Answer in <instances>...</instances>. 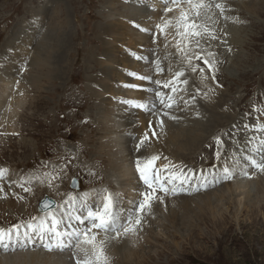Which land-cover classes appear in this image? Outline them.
Here are the masks:
<instances>
[{"label": "rangeland", "instance_id": "obj_1", "mask_svg": "<svg viewBox=\"0 0 264 264\" xmlns=\"http://www.w3.org/2000/svg\"><path fill=\"white\" fill-rule=\"evenodd\" d=\"M201 1L192 0V4ZM172 2L0 0V117L5 116L4 120L0 118V186L5 185L4 180L10 177L16 182L22 181L26 186L23 187V195H19L24 197L21 199L25 202L33 203V209L28 208V205L19 206L21 214L27 208L26 220L9 225L11 220L2 222L1 217L2 214L12 215L13 210L17 212L18 207L12 204L10 208L5 200L8 196L15 198L16 193L7 191L0 195V228L8 229L18 225L20 232H24L25 224L38 225L42 219L33 217V214L38 213V203L45 196L56 201L57 196L64 194L66 197L70 192H78L79 196L87 194L89 198L85 202L95 210L106 188L117 196V188L112 181L119 179L120 183L125 181L127 184L120 186L124 197L120 199V193L119 202L123 206L138 207L142 197L134 198L131 184L134 176L140 175L138 163H130L126 156L118 161L110 154L116 155V151L122 150V155H125L124 144L128 142L116 146V149L109 146L108 141L109 136L113 135L111 132L118 134L119 131L129 129L133 131L130 135H121L122 138L128 136V139H132L128 145L130 150H134L136 140H148V119L161 116L158 115L160 106L156 102L153 106L151 100L143 101L141 93L146 91V96L152 95L155 87L152 82L138 78L141 76H150L153 81L160 80L162 85L174 73L189 71L190 67L191 72L197 73L196 79L192 77L193 82L206 73L213 79L214 73L218 71H222L226 79L233 77L232 81L227 80V85L220 78L216 79L215 84L234 100L241 97L242 103L239 104L243 108L237 114L236 126H246L253 120L258 124L254 129L258 134L251 136V132L249 143H245L247 134L243 133L245 130L242 131L245 137L236 143L235 151L242 152L252 142L264 147V78L250 89L244 85L259 72L264 73V0H221L223 4L220 8L214 7L212 11L209 9L207 14L200 16V23L208 28L206 42L208 47L213 48V52L204 43L203 29L199 37L204 44L188 50L179 45L178 24L173 28L176 33L172 30L166 32L161 28L158 18L140 19L142 5L150 12L148 6L156 4L154 9L163 14ZM181 3L192 6L188 1L180 0L178 4ZM216 13L221 18L216 20L215 31L209 33V29H214L211 15L217 17ZM230 22L234 24L229 25ZM188 23H194V19ZM195 25L199 31L200 27ZM108 28H117L118 32H115L118 34L112 35L115 38H107ZM171 41L177 46L169 50L159 45ZM252 43L255 45L250 46ZM107 50L111 51L109 56L112 59L104 55ZM205 59L211 63V70L203 63ZM156 65H159V69ZM163 90L169 92L170 89ZM192 90L195 98L204 99L197 87L176 88L175 94L183 101ZM17 100L21 101L18 108L15 107ZM8 103L10 107L5 109L4 105ZM137 104L142 106L137 107ZM131 110L133 116L128 118L131 124L125 125L124 120L129 112L131 114ZM181 112L187 116L195 115L191 109L175 110L174 118L169 120L181 122ZM248 118L251 119L249 122ZM262 129L263 133H260ZM257 146L256 150H259ZM179 148V151H184L182 143ZM112 149L115 151L111 152ZM255 151L248 152L250 159ZM260 151L257 153L261 154L259 157L263 154ZM145 153V160L139 165L143 167L151 157H158L154 168L161 174L175 171L182 163L180 158L162 155L149 142L145 145ZM197 154L198 162L194 164L197 170L204 166L205 171H217L219 168L223 172L227 167L232 172L240 166L230 160L226 162L222 152L220 155H206L205 152ZM161 156L168 159V163L166 159L160 162ZM114 161L115 166H131V171H135L134 176L130 177V171L118 176L115 166V169L112 167ZM253 177L259 178L261 182L264 180V170L252 167L241 176H233L231 173L227 179L223 176L219 183L209 187L199 186L201 189H194L193 193L156 192L158 204L151 209L152 216L145 218L154 225L152 229L143 224L136 226L128 225L127 221L121 222L125 226L134 227V234L142 233L136 247H141L144 241L149 242V246L143 248L139 257L127 258L122 255L115 259L111 255L107 256L108 264H264V194L260 192L262 185H259L261 188L256 186ZM74 178L79 185L76 190L70 188L71 179ZM245 182L252 186L249 188L252 190L251 198L256 200L261 197V201L253 203L255 208H247V201L245 204L243 200L239 203L236 200L239 197L233 203L224 201L222 204L216 200L221 195L220 188H233ZM189 186L195 187V183H189ZM206 192L211 199L216 200L210 209L211 213H206L203 205L201 211L194 209V205L193 225L169 222V214L174 208L170 206L169 200L177 196L195 198ZM164 197L167 201H160ZM177 212L181 213L179 210ZM93 231L97 233L100 230ZM118 231L119 235L116 232L108 233L116 240L132 233L125 234L123 228ZM13 241L15 245L18 244L15 236Z\"/></svg>", "mask_w": 264, "mask_h": 264}, {"label": "bare ground", "instance_id": "obj_2", "mask_svg": "<svg viewBox=\"0 0 264 264\" xmlns=\"http://www.w3.org/2000/svg\"><path fill=\"white\" fill-rule=\"evenodd\" d=\"M151 1V0H150ZM173 1V0H172ZM182 1H188V0H182ZM154 2V1H152ZM151 2V3H152ZM160 3V2H159ZM180 3V0H178L177 3H173L167 8V10L163 13L160 14L161 12H159L160 10H156L154 9L155 6H157L156 4L153 5V7L150 5L148 6V9L150 8V12H148L145 8L146 6L142 5V16L140 19L146 20L147 17L151 18V20H155L158 18V20H160V26L162 29H164L166 32H170L172 31H176L175 29V24H178V41H179V45L180 47H187L188 50L194 49L195 48H199L201 46V44H204L206 42V37H207V33H206V29L208 30L207 27H204V25L202 23H200V16L203 14H207V10H213L214 7L216 8L217 4L222 5L223 2H221V0H202L199 3L203 4V7H200L199 9L194 8L191 5H183L185 4V2L182 4H178ZM158 4V3H157ZM207 6V7H205ZM169 9H171L169 11ZM197 12L199 13V15H197ZM218 14V13H216ZM184 16L187 17V20L184 19ZM212 21L211 23L213 24L214 29H209V33H211L212 31H215V27H216V20L221 18L220 14L217 15V17H215L214 15H211ZM194 19V24H197L200 27V30L198 31L197 28H193L191 31L192 32H199L201 31V29H203L204 34H205V38H204V43H201L200 41L203 40L199 37V35H192L189 31L186 30L185 28V24L189 22V20ZM199 20V21H198ZM220 22H223L222 20H220ZM111 24V23H110ZM233 22H230L229 25H233ZM118 28V27H117ZM116 28V29H117ZM116 29L110 30L108 28L109 33L107 34V38L108 36L111 38H115L114 36H112L113 34H118L115 32ZM117 31V30H116ZM118 32V31H117ZM172 32V33H174ZM176 33V32H175ZM208 33V34H209ZM119 34L121 35V33L119 32ZM218 34V33H217ZM213 35H216L215 33ZM226 36L228 34H225ZM234 38V37H233ZM232 38V40H233ZM224 39V37H223ZM230 39V38H229ZM229 39H225V40H229ZM149 40V39H148ZM147 40V42H148ZM226 42V41H225ZM233 42V41H232ZM155 43V42H154ZM158 43V42H157ZM220 43V42H219ZM218 45H222L219 44ZM156 44V43H155ZM207 46V48H209L211 50V52H213V48L208 47V43H205ZM163 49H168L172 48L173 46H177V44L175 45L172 41L170 43H165L163 45L159 44ZM158 45V46H159ZM250 46H254L255 44H249ZM154 46V45H153ZM157 46V44H156ZM157 46V47H158ZM216 47V46H215ZM219 47V46H218ZM181 49V48H180ZM217 49V48H215ZM182 50V49H181ZM109 53H111V51L107 50V52L104 53L105 56H108V59H112V56H109ZM113 54V52H112ZM114 56V54H113ZM216 57V56H215ZM157 59V58H156ZM155 59V60H156ZM157 67V65H156ZM189 71L185 70H181L177 73H174L173 76L171 77V79H165V81L162 83L161 86H159V91H161L162 93V98L164 99L165 103L161 104L159 98H156L155 93H153L152 95L146 96V91L143 93H141V97L143 98V101L148 100L152 102V105L155 104L159 105L160 107L158 108V115L161 116H153L152 118L148 119V121L146 122V124L149 122L148 125V140L145 138L143 141L139 140L135 141V148L134 150H130V145H128L129 141H132V139H128L129 137H124L122 138L121 134H131L133 131H129V129L127 130H123V131H119L118 134H116V132H111L113 133L112 136H109V140L108 141V145L111 146L112 148H116L118 149L116 146H120L123 142L128 144H124V151H125V155L123 153L117 152L116 151V155L114 153H109L114 155L115 159L118 161L123 160L122 158L124 156H126L129 160V162L131 163L132 161L136 162V163H141L142 160H145V145L147 142H149L151 144L152 147H154L157 151H159L162 155H168L170 157H176V158H180L182 159V163H180L177 168L175 169V171H167L164 174H161L160 172H158L161 175V179H164L163 175H172L178 177V179H176L175 181L169 183L168 181H165V186L169 189H175V192H171L169 191V193H182L185 192L188 194L189 193H193L194 189H201L202 186H204V180L206 178L207 180V184L205 185V187H209V186H213L217 183H219L222 180V177L225 176V174L223 172H221L220 170L216 169L217 171H205L206 168L203 166V168L201 167L200 170H197L194 167V164H197L198 160H197V153L199 152H205L206 155H209L211 153H214L215 155H220L221 152L223 154V158L227 159L226 162L228 160L232 161V163L236 164L238 163L240 166L235 167L234 170H232V175L233 176H241L243 174H245L247 171L251 170V168L253 166L250 165V158L249 153H251V150H256V146L259 144H255V143H251V145H247L243 148L242 152L239 151H235V147H236V143L239 141H242L243 137H245V135L247 134V138L245 140V143H249V139L248 137L257 135L258 133H255L254 129L256 127H258V124H255V120L252 121V123H248L246 126L245 125H241V126H236V121H237V117L239 114V112L241 111V109L243 108L239 103H242L241 101V97H239V100H234L233 98L230 97V95L224 94L222 91V87H217L216 86V79L220 78V81H222L225 85H227V80L228 81H232L233 77H229L228 79L227 76H225V74L222 71H218L217 73H214L213 79L210 78V75L208 73L201 75L200 79L197 81L195 80L194 82L191 81L192 77H194L196 79L197 77V73L196 72H191L190 67H188ZM182 72L183 75L182 76H178L177 74ZM185 72V74H184ZM264 78V73H258L256 76H254L250 81H247L244 85L246 89H250L253 87V85H255L257 82L260 84L261 81ZM184 81H187V83H184ZM165 82L169 83V87L165 88V89H170L169 92H164L163 90V84ZM154 87L155 89H157V85L155 83ZM188 86H191L192 88L195 89V87H197V89H200L202 96L204 97V99L201 98H195V95L192 92H189L187 97H185L186 100L180 101L178 95L175 94L176 88L178 89H183L186 88ZM173 89H175L173 91ZM230 91V90H229ZM10 95V94H9ZM148 95V94H147ZM12 101V100H11ZM18 102L16 103V108H18V106L21 104V101L17 100ZM249 103V102H248ZM167 104H170L171 107H166ZM15 105V104H14ZM183 105V106H182ZM182 106V107H181ZM5 109L9 108L10 105L5 104L4 105ZM14 108V106H13ZM225 108V109H224ZM185 109H191V111H193V113L195 115H190L187 116L184 114V112H181L180 114L183 115L181 118V122H176V121H170L169 118H174L173 114L175 110H182L185 111ZM11 111V109H10ZM133 110H131V114L129 112V115L126 117L125 121V125H130V120L128 118H131L133 116ZM234 111H236L237 113L235 114ZM157 115V114H155ZM2 120L5 119V116H1L0 117ZM249 119V118H248ZM169 120V121H168ZM251 119L248 120V122ZM112 122V121H111ZM111 124V123H110ZM124 125V126H125ZM238 128V130L236 129ZM244 134L242 135V131ZM153 132L155 133V135H153ZM218 135H215L216 133H218ZM252 132V134H251ZM239 133V134H238ZM260 133H263V129ZM249 134H251V136H249ZM117 135H120V137H118ZM218 136V138L215 139V137ZM183 145V150L179 151V146ZM119 144V145H118ZM262 145V144H261ZM264 146V145H263ZM259 148V150L255 151V155H251L250 157H252V159L259 161L264 160V147L262 146H257ZM177 150V151H176ZM263 150V151H260ZM115 151L114 149L111 150V152ZM263 153L262 156H258L261 154H257V153ZM117 153H119L120 155L118 156ZM109 154V156H110ZM181 154H183V156H181ZM120 158V159H119ZM163 159H166L165 157L161 156V160H159L160 162L163 161ZM207 159H205L204 161H206ZM166 163H168V159H166ZM203 161V162H204ZM157 161L155 160L154 165H156ZM201 163V162H200ZM244 165V166H241ZM115 166V161H114V165H112V167ZM241 167H243L241 169ZM116 168V174H118V176L124 175V174H128V172L130 171V177H133L135 174V171H131L132 167L131 166H127V165H123V166H115ZM113 167V169H115ZM1 174V173H0ZM132 174V175H131ZM222 174V175H221ZM149 175H152V170H149ZM135 179L133 180V182L131 184H133V191H134V198H139L142 197V193L145 192H149L151 191L150 189L147 188V186L144 184V182L140 179V175L138 176H134ZM185 177L187 179H185ZM256 179H254V183H256V186L262 185V188H264V180H262L260 182L259 178L257 179V177H255ZM264 179V178H263ZM17 180V179H16ZM118 180V178H117ZM121 179H119L118 181H112L115 185V187L117 188V196L115 197L114 192H111L108 188H103L105 189L103 192V197L100 198L97 202V204L95 206H100L102 208V205L105 201V197L108 196L109 193H111L112 197H113V201H114V205H113V210L115 211L116 215L118 216L120 223L121 222H126L127 221V215H131L133 221L137 218V216L139 215L140 219H141V224H143L144 226H149L150 229H152L154 227V225L150 222L149 220H146L145 218L147 216L151 217L152 216V212L151 209H153L157 204H158V198H157V193L161 192L159 190H157L155 197L152 201H151V207L150 208H146L142 213H137L135 215V213L132 212H136V208L137 206H123L119 201L121 199V197H124V192H123V188L121 189L120 186H126L127 184L125 183V181H122V183H120ZM5 185L0 186L1 188V192L0 191V195H3L5 192L7 191H14L16 193V195H18V197L15 195V198L8 196L5 200L7 202V205L9 204L10 208L12 204H15L18 207L17 212H15L13 209V214L10 216H7L5 214H2L3 216L1 217V221L2 222H9V220H11L8 224H14V223H19L23 220H26L28 217V214H26L27 212V208L24 209L25 213L21 214V210L19 209V206L24 205L25 207L28 208L31 207L33 209V203L31 201L25 202V200L21 199L24 197H21L22 191H23V187L26 186L25 183H23L22 181H18L16 182L15 180H13L11 177L8 179H5ZM181 181H183V184H181ZM195 183V187H190L189 183ZM239 182V181H238ZM16 183H20L21 185H16ZM202 183V184H200ZM23 184V186H22ZM188 185V187H187ZM240 186H242V188H240V186H235L233 188H220V192L221 195L218 197L219 199L216 198V200H219L220 203L224 204L225 202H229V203H233L235 202V198L239 197L238 200L239 203L242 202V200L244 201L243 204H245V202L247 201L248 203H246L247 208H255V206H253V203H256V201H261V197L257 198L255 200V198H251V191H250V186L248 184V182L245 183H239ZM201 186V187H199ZM254 186V185H253ZM186 187V190H185ZM192 188V189H191ZM259 188H261L259 186ZM260 190V192L262 194H264V189ZM102 189V188H101ZM191 189V190H190ZM238 189V190H237ZM87 190V189H85ZM86 192V191H85ZM78 192L76 193H68L65 196H63L64 194H62L60 197L57 196L56 200L58 203V206H56L55 208L49 209L46 212H38L37 214H33V217L35 216L38 217L39 219L45 220L46 218H50L52 215H55L57 218L63 217V222L60 223L59 227L60 230H65L68 224V214H67V210L70 208L69 204L67 203L69 201L70 198L75 197V202L74 205L72 206L74 212L79 213L81 215H85L86 211H87V203L85 202V199L87 198L88 200V196L87 194H83V196H79L77 195ZM122 193V195L119 198V194ZM257 192H255L256 194ZM21 194V195H19ZM220 194V193H219ZM102 196V195H101ZM256 196V195H255ZM137 198V199H138ZM215 199H211V197L209 196V194L206 193H201L200 195H198L197 197H193V196H177V198L171 199L170 201V206H172L173 210L171 211V213L169 214V222H173V221H179L182 224H187L188 226H190V224L192 223V219H193V215L195 214L194 209H198L201 211V206L203 205V208L206 209V213H211L210 209L211 207H214L213 204L216 202ZM262 200H264V197L262 196ZM160 201H167V198H161ZM225 201V202H224ZM224 202V203H223ZM86 205V207H84ZM195 205V208L193 209V206ZM241 205V204H239ZM6 206V205H5ZM244 207V206H243ZM246 208V207H244ZM181 211V213L179 214V212L177 211ZM229 210V209H228ZM125 213V214H124ZM194 213V214H193ZM202 214V212H201ZM135 215V217L133 218V216ZM143 215V216H142ZM203 215V214H202ZM223 215V214H222ZM221 215V216H222ZM190 216V217H189ZM155 219V218H154ZM197 222V220H196ZM73 224H75L77 227H79V223L77 221H72ZM195 224V223H194ZM26 225V224H25ZM193 225V224H191ZM45 227H49V224L47 226V224H45ZM193 227V226H192ZM143 228V227H142ZM21 233V237L20 238V242H17L18 244L15 245V241L12 242V245L7 249H3L0 248V264H75V257H72V253L71 252H61L59 250H54L53 252H49L52 250H48L46 248H44L42 246V243L40 241V239L34 235L33 237H36V239H34L32 237L31 240H27L25 238H23V232ZM95 233V231H94ZM138 232V234H134L133 232L130 233L128 236H126V238H121L120 240H116L114 239L113 235L110 233H105L104 231L100 230L97 233H95L97 235V239L98 241H106V256L110 257V255L115 258V259H119L122 255L126 256L127 258H132V257H139L138 254H140V252H143V248L145 246H149V242H143L141 245V247H136V243L141 241L140 240V236L142 235V233ZM23 245V246H22ZM38 247V248H37ZM86 248L89 249V254L91 255L92 251H94L93 249H91V246L85 245ZM37 248V249H36ZM40 249V250H39ZM46 250V251H44ZM71 257V259H70ZM111 257V259L113 260V258ZM134 259V258H133ZM136 263V262H135Z\"/></svg>", "mask_w": 264, "mask_h": 264}, {"label": "snow or ice", "instance_id": "obj_3", "mask_svg": "<svg viewBox=\"0 0 264 264\" xmlns=\"http://www.w3.org/2000/svg\"><path fill=\"white\" fill-rule=\"evenodd\" d=\"M178 0H173V3H177ZM189 4H192V0H188ZM194 8L199 9L203 7L202 3L192 4ZM216 7L220 8L221 5L217 4ZM171 9H169L170 11ZM197 15L199 13L197 12ZM184 19L187 20V17L184 16ZM196 25L194 23H186L185 28L189 31L192 35H199V32H192L191 30L195 28ZM140 59V57H138ZM204 64L208 66L211 70L212 65L211 63L205 59L203 61ZM159 69V65H157ZM162 71V69H160ZM196 71L195 68L192 69ZM203 71V69H201ZM134 75V74H133ZM178 76H182L183 73H178ZM140 79L148 80L152 83H155L158 87L154 89L156 98H159L160 103L164 104L165 101L162 98V93L159 91V86H161L160 80H152L150 76H141L138 77ZM187 83V81H184ZM135 87V86H132ZM164 88L169 87V83L165 82L163 84ZM175 89H173L174 91ZM137 107H141L142 105L137 104ZM155 106V105H153ZM166 107H171L170 104H167ZM153 135L155 133L153 132ZM219 155V154H218ZM158 159V157H151L148 162L141 167L139 163L137 164V170L140 173V179L144 182L148 189L151 191L142 193V201L139 202L138 207L136 208V213H142L146 208L151 207V201L156 198L154 197V193L157 190L168 194L169 191L175 192V189H169L165 186V181L169 183L178 179V177L173 175H165L164 179H161V175L156 171L154 168V162ZM250 165L264 170V160L257 161L255 159L250 160ZM152 170V175H149V170ZM225 174V178L227 179L230 175V169L225 167L223 169ZM185 179H187L185 177ZM183 184V181H181ZM204 184H207V180L205 178ZM197 190H199L197 188ZM75 197L70 198L67 202L70 208L67 210L68 214V224L65 230L59 229V224L63 222V217L57 218L55 215H52L50 218H46L45 220L40 221L38 225H33L32 223L26 224L25 230L23 232V236L27 240H31L33 235H36L41 243L42 246L48 250H59L61 252H71L72 257H75V264H108L107 256H106V241H98L97 235L94 233L93 230H102L105 233L108 232H116L119 235V229L123 228L125 234L134 231V227L125 226L124 224L120 223L118 216L116 215L115 211L113 210V197L111 193L105 197V201L102 205L97 206L95 210L91 207H87V211L85 215H81L79 213L74 212L72 206L74 205ZM47 207V205H45ZM86 207V205L84 206ZM72 221H77L79 223V227L72 223ZM87 221V224L85 223ZM45 224H49V227H45ZM128 225H140L141 219L139 215L133 221L132 216L129 215L127 218ZM20 226L13 225L8 229L0 228V248L7 250L13 242V237L17 242L20 241ZM85 245L91 246L92 251L91 255L89 254V249L85 247ZM23 246V245H22ZM71 259V257H70Z\"/></svg>", "mask_w": 264, "mask_h": 264}, {"label": "water", "instance_id": "obj_4", "mask_svg": "<svg viewBox=\"0 0 264 264\" xmlns=\"http://www.w3.org/2000/svg\"><path fill=\"white\" fill-rule=\"evenodd\" d=\"M76 185L74 184V185H72V187H75ZM43 205H45L44 203L39 207L40 208V210H43V209H45L46 207L45 206H43ZM52 206H53V203H52Z\"/></svg>", "mask_w": 264, "mask_h": 264}]
</instances>
